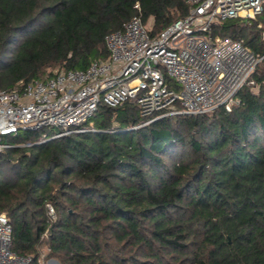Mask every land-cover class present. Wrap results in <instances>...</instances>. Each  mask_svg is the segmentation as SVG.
Listing matches in <instances>:
<instances>
[{
  "label": "trees",
  "instance_id": "obj_1",
  "mask_svg": "<svg viewBox=\"0 0 264 264\" xmlns=\"http://www.w3.org/2000/svg\"><path fill=\"white\" fill-rule=\"evenodd\" d=\"M188 12L185 0H0V91L106 60V36L136 15L154 35ZM263 32L264 12L214 30L259 56ZM253 78L230 111L137 127L135 103L102 105L91 131L0 153L14 252L31 264L44 245L60 264H264V59ZM24 134L12 142L40 137Z\"/></svg>",
  "mask_w": 264,
  "mask_h": 264
},
{
  "label": "built area",
  "instance_id": "obj_2",
  "mask_svg": "<svg viewBox=\"0 0 264 264\" xmlns=\"http://www.w3.org/2000/svg\"><path fill=\"white\" fill-rule=\"evenodd\" d=\"M185 1L188 14L157 34L140 14L108 34L106 60L0 91V153L91 131L102 105L135 103L146 118L137 127L170 116L230 111L240 91L255 84L264 55L254 53L242 38L222 37L214 30L227 20L256 19L264 12V0ZM135 8L140 11L139 3ZM22 132L40 137L36 143L12 142ZM48 211L54 218L50 204ZM12 246L11 223L0 214V264H31Z\"/></svg>",
  "mask_w": 264,
  "mask_h": 264
},
{
  "label": "rangeland",
  "instance_id": "obj_3",
  "mask_svg": "<svg viewBox=\"0 0 264 264\" xmlns=\"http://www.w3.org/2000/svg\"><path fill=\"white\" fill-rule=\"evenodd\" d=\"M149 27H151L152 28V26H153V22L152 21H150V22H148V24H147ZM57 71V70H56ZM25 132H22L20 135H25L24 134ZM10 140H12V139H10ZM41 251V259H40V264H54L53 263V260H55V259H49V260H45V256H46V254H47V246H42L41 247V249H40Z\"/></svg>",
  "mask_w": 264,
  "mask_h": 264
},
{
  "label": "water",
  "instance_id": "obj_4",
  "mask_svg": "<svg viewBox=\"0 0 264 264\" xmlns=\"http://www.w3.org/2000/svg\"><path fill=\"white\" fill-rule=\"evenodd\" d=\"M54 262H56L57 264H60L57 260H53Z\"/></svg>",
  "mask_w": 264,
  "mask_h": 264
},
{
  "label": "crops",
  "instance_id": "obj_5",
  "mask_svg": "<svg viewBox=\"0 0 264 264\" xmlns=\"http://www.w3.org/2000/svg\"><path fill=\"white\" fill-rule=\"evenodd\" d=\"M54 264H57L56 262L53 261Z\"/></svg>",
  "mask_w": 264,
  "mask_h": 264
}]
</instances>
